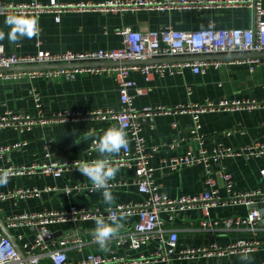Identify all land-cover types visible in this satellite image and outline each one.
<instances>
[{"label":"crops","instance_id":"0c3cea01","mask_svg":"<svg viewBox=\"0 0 264 264\" xmlns=\"http://www.w3.org/2000/svg\"><path fill=\"white\" fill-rule=\"evenodd\" d=\"M33 1L47 3L49 0H0V7L8 4L26 5ZM58 3H90L106 0H55ZM264 7V0H260ZM19 14L29 21L34 20V34L31 37L18 38L13 41L8 38L9 26L4 23L6 17ZM50 12H17L15 10L0 13V32L5 33L0 40L6 53L18 55L34 54L39 50L51 53L64 51L82 52L96 49L118 48L122 45L123 37L117 32L120 28L157 29L164 24H170L178 29L204 28L209 23L215 27L251 28L254 23L253 8L243 6L207 7L203 9L182 10H148L128 9L116 13L95 10L70 9L60 14L56 21ZM251 58H227L219 67L210 66L205 73H193L190 68H184L181 73L159 77L153 75L146 80L140 71H133L130 75L136 85L146 89L142 95H137L134 105L166 106L169 113L155 114L141 118L142 134L146 145L157 146V152L150 159L154 168L153 179L160 185V191L177 198L198 194L203 188L204 169L202 165L182 167L176 171H167L163 166L166 160L188 146H196L189 128L192 125L189 113L173 112L181 105L202 104L206 100L218 102L221 99H254L264 101V62L251 65ZM26 71V70H21ZM35 96L39 98V109L44 115L52 113L87 112L94 109H119V93L114 75L109 73H74L70 76H59L51 80L29 77L24 75L18 79H0V116L5 111L17 114L36 113ZM176 123V127L172 123ZM200 132L203 135V146L208 153H212L217 145L239 148L249 143L264 142V108L240 109L235 111H210L200 116ZM110 126H119L114 120H62L48 124H36L31 129L19 133L12 127L0 128V147L18 141H25L23 146L11 148L0 153V167L7 165H30L44 159L45 149L51 159L76 160L97 159L118 155V153L101 154L96 149H90L95 138ZM173 139L180 140V149L174 151L167 147ZM218 165V166H217ZM215 170L214 176L219 194L226 197L221 171L232 175L235 192L264 189V177L260 170L264 169V156L244 158L232 155L223 156L216 164L210 162ZM111 180L123 181L124 184L115 188L111 193L114 199L105 202L102 192L75 191L66 192L62 188L56 191L44 192L39 197L23 199H7L0 201V217L4 224L7 217L29 214L43 209H66L70 205L106 207L111 204L139 202L143 199L132 183L129 170L118 169ZM82 185L90 184L86 176L78 170L54 179L40 174L8 177L6 184H0V192L9 191L15 187L57 185L64 187L74 182ZM264 210V204H258ZM251 206L241 204H226L221 207L209 208L207 216L232 217L245 215ZM205 217L199 208L186 209L178 214L174 222L167 224L168 228L178 231L177 248L188 246H208L211 243L224 248L240 239L264 240V231L255 233L244 226H235L231 230H222L217 226L215 230L200 227V220ZM95 221H83L79 224L63 222L50 225L55 237L60 235L80 236L84 240L82 251L70 248L68 255L71 259H79L87 252H100L104 255H119L133 257L137 250L127 245L117 246L116 236L122 232L119 227L105 248L97 242L89 240L94 231ZM121 222V221H119ZM6 226V225H5ZM15 242L22 249L23 243H30L35 235L34 227L18 226L7 228ZM149 240L140 250L147 254L154 246ZM264 262V247L246 255L226 253L221 256L200 257L173 260V264H259ZM158 264V263H156Z\"/></svg>","mask_w":264,"mask_h":264},{"label":"built area","instance_id":"2783aa9c","mask_svg":"<svg viewBox=\"0 0 264 264\" xmlns=\"http://www.w3.org/2000/svg\"><path fill=\"white\" fill-rule=\"evenodd\" d=\"M253 8L254 25L251 28L241 27H215L209 23L204 28L178 29L170 24H164L157 29H132L123 27L117 30L122 35L123 43L118 48L96 49L90 51L73 52L64 51L51 53L39 50L34 54L18 55L6 53L0 44V67L14 65H27L34 63H70L94 60H149L159 57L196 55V54H218L233 52L264 51V7L260 0H106L90 3H58L49 0L47 3L33 1L26 5H4L0 7V13L15 10L17 12H50L58 21L60 14L70 9L95 10L100 12L116 13L128 9L140 10H165L182 9L193 10L207 7L243 6ZM264 62V60H262ZM259 62L258 58L248 60L251 65ZM254 63V64H253ZM223 60H192L182 62H152L143 64L117 65V66H86L77 68L42 69L30 71H0V79H18L27 75L29 77L51 80L59 76H70L74 73H109L114 75L119 93V109H94L84 113H52L44 115L39 109V98L35 96L36 113L17 114L5 111L0 116V128L12 127L19 133L31 129L36 124H48L62 120H88V119H112L126 132L127 143L121 152L112 157H106L109 164L116 169H126L132 174V183L136 185L137 192L143 196L139 202L117 203L106 207L98 205L77 206L70 205L66 209H53L29 214H20L7 217L5 225L7 228L27 226L35 228V235L30 243H23L22 252L29 264H173L175 258L193 259L200 257L221 256L226 253H237L246 255L264 247V240L240 239L224 248L217 247L211 243L208 246H188L177 248L178 231L168 228L169 222H174L178 214L186 209L199 208L203 211V217L199 225L203 229L215 230L217 226L222 230H231L233 225L244 226L248 230L258 233L264 231V210H260L258 204H264V189L235 192L233 190V178L229 172L221 171L220 176L224 184L226 197L219 194L215 170L211 168L210 162L218 163L223 156H242L244 158L264 156V142L255 141L239 148L217 145L212 153H208L203 146V135L200 132V116L210 111H235L240 109L264 108V101L254 99H221L218 102L206 100L202 104H186L177 106L173 112L189 113L192 125L189 131L196 146H188L168 159H163L162 166L167 171H176L182 167L202 165L204 169V180L202 190L191 196H179L177 198L160 191V185L153 179L154 168L150 159L157 152V146L146 145L142 134L141 118L151 117L155 114L169 113L170 108L166 106H144L137 108L134 99L142 95L146 89L136 85L131 78L133 71H140L146 80L153 75L159 77L178 74L184 68H190L193 73H205L208 67H219ZM176 123L172 126L176 127ZM25 141H18L10 145L0 147L2 151L23 146ZM181 143L173 139L167 144L170 150L180 149ZM90 149H96L94 141ZM93 159L60 160L51 159L49 152L45 149L44 159L30 165H7L0 167V174L7 173L8 177H21L40 174L54 179L60 178L67 173L77 170L83 161ZM218 166V165H217ZM264 177V169L260 170ZM124 184L123 181L110 180L109 190ZM62 188L66 192L75 191L93 192L92 183L79 184L77 181L64 187L57 185H45L42 188L36 186L15 187L6 192H0V201L7 199H23L39 197L44 192L56 191ZM101 191V190H99ZM102 192V191H101ZM241 204L251 206L245 215H234L232 217H209V208L221 207L226 204ZM115 215L119 221L122 232L115 238L117 246L127 245L130 249L137 250L138 254L133 257L119 256L115 254L104 255L100 252H87L79 259H71L68 255L70 248L82 251L84 240L80 236L60 235L55 237L50 225L71 222L74 224L83 221H93L103 217L106 222L111 223V217ZM94 232V231H93ZM93 232L89 240L97 242ZM113 235L108 242L113 239ZM154 241V246L144 254L140 249ZM107 242V243H108ZM0 264H23V261L11 240L0 230ZM264 264V262L259 263Z\"/></svg>","mask_w":264,"mask_h":264},{"label":"clouds","instance_id":"9594fccd","mask_svg":"<svg viewBox=\"0 0 264 264\" xmlns=\"http://www.w3.org/2000/svg\"><path fill=\"white\" fill-rule=\"evenodd\" d=\"M5 24L9 26L7 36L15 41L25 36L31 37L34 34L35 21H29L19 14L6 17ZM5 33L0 32V40L4 39ZM126 132L119 126H110L102 131L95 140L96 151L104 157L105 154L120 152L121 148L127 143ZM82 176L88 177L94 189L101 190L104 201L111 202L114 197L109 190V181L116 175L118 169L112 167L106 158H97L91 161H83L76 168ZM8 182L7 173L0 174V184ZM119 227L118 218L113 215L111 223L106 222L103 217H98L95 221L94 237L103 249L111 235L117 231Z\"/></svg>","mask_w":264,"mask_h":264},{"label":"water","instance_id":"95a60500","mask_svg":"<svg viewBox=\"0 0 264 264\" xmlns=\"http://www.w3.org/2000/svg\"><path fill=\"white\" fill-rule=\"evenodd\" d=\"M260 58L264 59V51L256 52H233V53H218V54H196V55H178L159 57L149 60H94V61H82V62H70V63H34L27 65H14L8 67H0V71H21V70H42V69H59V68H77L86 66H117V65H131V64H143L152 62H182L192 60H224L227 58ZM0 230L6 235L12 242L17 253L21 257L23 264H29L25 258L24 253L15 242L14 237L9 232L4 224L3 219L0 217Z\"/></svg>","mask_w":264,"mask_h":264}]
</instances>
